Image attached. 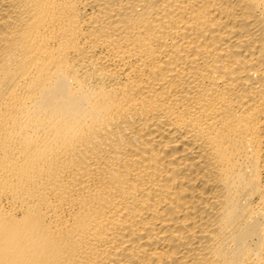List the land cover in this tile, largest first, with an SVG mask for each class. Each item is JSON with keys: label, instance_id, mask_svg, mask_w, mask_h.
Segmentation results:
<instances>
[{"label": "bare ground", "instance_id": "bare-ground-1", "mask_svg": "<svg viewBox=\"0 0 264 264\" xmlns=\"http://www.w3.org/2000/svg\"><path fill=\"white\" fill-rule=\"evenodd\" d=\"M0 264H264V0H0Z\"/></svg>", "mask_w": 264, "mask_h": 264}]
</instances>
